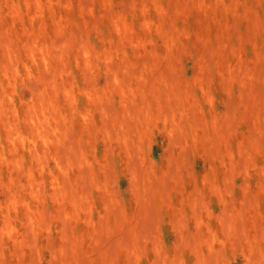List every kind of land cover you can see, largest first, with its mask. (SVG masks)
<instances>
[{
	"label": "rangeland",
	"instance_id": "rangeland-1",
	"mask_svg": "<svg viewBox=\"0 0 264 264\" xmlns=\"http://www.w3.org/2000/svg\"><path fill=\"white\" fill-rule=\"evenodd\" d=\"M0 264H264V0H0Z\"/></svg>",
	"mask_w": 264,
	"mask_h": 264
},
{
	"label": "bare ground",
	"instance_id": "bare-ground-1",
	"mask_svg": "<svg viewBox=\"0 0 264 264\" xmlns=\"http://www.w3.org/2000/svg\"><path fill=\"white\" fill-rule=\"evenodd\" d=\"M144 100V99H143ZM102 247V246H101ZM199 251V250H198ZM82 262V261H81ZM84 262V261H83ZM96 262V261H95Z\"/></svg>",
	"mask_w": 264,
	"mask_h": 264
}]
</instances>
